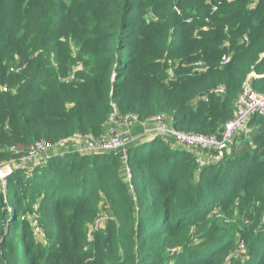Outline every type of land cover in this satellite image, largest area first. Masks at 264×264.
Returning a JSON list of instances; mask_svg holds the SVG:
<instances>
[{"label":"trees","instance_id":"trees-1","mask_svg":"<svg viewBox=\"0 0 264 264\" xmlns=\"http://www.w3.org/2000/svg\"><path fill=\"white\" fill-rule=\"evenodd\" d=\"M70 43L82 70L66 80ZM250 74L264 96V0H0V165L39 141L99 137L111 103L219 135ZM248 128L199 173L191 152L159 138L130 148L127 164L69 152L13 170L0 188V264H223L238 241L244 264H264V118ZM104 206L112 219L90 232ZM34 213L46 245L26 228Z\"/></svg>","mask_w":264,"mask_h":264},{"label":"built area","instance_id":"built-area-1","mask_svg":"<svg viewBox=\"0 0 264 264\" xmlns=\"http://www.w3.org/2000/svg\"><path fill=\"white\" fill-rule=\"evenodd\" d=\"M233 1V0H227ZM250 7H253L251 5ZM217 6H212V11H216ZM245 41L246 38H244ZM228 62V58H225L222 64ZM193 71L204 72L207 67L202 62H195L192 65ZM19 69L11 68L10 72H16ZM169 76L172 77V72L169 71ZM254 77L250 74L246 80L242 83L240 91L234 100L233 115L232 118L227 121L221 133L213 136H203L194 133H186L175 130L167 121L164 116H153L146 119H140L136 115L128 114L121 115L115 104H110V112L108 114L109 127L103 136L94 137L92 135H79L75 134L70 138L62 140L54 145H50L46 142L39 141L34 144L32 151L21 159L15 161L17 164L11 169L7 163L0 165V170L7 169L4 174V178L0 177V188L5 189L6 177L15 169L16 165L20 168H29L30 166L39 163L38 157L44 154L46 151L51 150L55 152L58 149H66L67 144H72L77 148L66 151L60 155L74 152L79 156L92 155V154H109L119 153L121 160L124 164H127L128 150L139 143H145L155 138L161 139V141L169 147H179L182 150L191 152L194 155L195 162L197 164V172L207 166L217 164L221 162L225 155L230 151L231 144L235 139L249 133L248 123L252 116L264 118V96L258 94L251 86L250 80ZM73 76L70 77L72 79ZM8 89L4 86H0V92L5 93ZM212 93L217 96L224 94L222 87H217L212 90ZM206 100V97L201 98ZM138 134L135 135V132ZM45 156V154L43 155ZM11 162V161H10ZM127 179L130 181L131 175L128 169ZM210 217L215 219H222L227 222L224 215L215 207L210 212ZM112 219L111 213L108 211V207L104 206L103 210L96 218L89 231L98 230L103 225ZM261 224L264 225V216L261 217ZM250 224L249 219H244V225ZM88 240H93L90 233H88ZM225 264H234L239 262L244 264L247 260L246 247L243 241H238L234 251L225 257Z\"/></svg>","mask_w":264,"mask_h":264},{"label":"rangeland","instance_id":"rangeland-1","mask_svg":"<svg viewBox=\"0 0 264 264\" xmlns=\"http://www.w3.org/2000/svg\"><path fill=\"white\" fill-rule=\"evenodd\" d=\"M255 5V4H254ZM70 46H71V51H70V55H71V63L69 65V73H68V77L66 78V80L70 79L71 76H73V74L76 72V71H81L82 70V67L81 65L79 64V62L77 61V51L75 49V47L70 43ZM14 69H16L15 67H13ZM109 127V124H108V121L106 120L105 122V125L103 127V130L101 132V134L99 136H103L105 133H106V130L107 128ZM138 134V131L135 132V135ZM237 148H239V145L237 144L236 145ZM74 148H77L75 147L74 145L72 144H67V147L66 149H58L56 150L55 152L51 151V150H48L46 151L44 154L45 156H43L44 154L40 155V157H38L40 160H38L39 163H42L43 161L47 160V158H49V156H54V155H60L66 151H69V150H72ZM17 164V162L15 161H11L8 163L9 165V168H13L14 165ZM38 164V163H37ZM36 165V164H34ZM32 165V166H34ZM17 169H21L18 165H16L15 169L14 170H17ZM7 169L5 170H0V177L1 178H4L5 174L4 172L6 171ZM2 191V190H1ZM4 194H5V189H4ZM3 194V195H4ZM238 212H240V207H239V211H232L231 214H230V219L231 220H235V217L237 214H239ZM36 213L34 214H29L27 216H25V220H27V229L28 230H31L33 232V235H34V238L36 241H38L39 243H41L42 245H46L47 244V240H46V237H47V232L44 230V228H40L39 225L36 223L35 221V215ZM105 226V224L103 225V227ZM102 227V228H103ZM200 236H195L192 240H191V243L192 244H197L198 242V238ZM239 237V236H238ZM92 240H87L88 243H91ZM172 253L173 252H180V249H178L177 251L176 250H172L171 251ZM223 264H225V260L223 261Z\"/></svg>","mask_w":264,"mask_h":264},{"label":"bare ground","instance_id":"bare-ground-1","mask_svg":"<svg viewBox=\"0 0 264 264\" xmlns=\"http://www.w3.org/2000/svg\"><path fill=\"white\" fill-rule=\"evenodd\" d=\"M160 146V145H159ZM169 155V154H168ZM228 247V246H227Z\"/></svg>","mask_w":264,"mask_h":264}]
</instances>
